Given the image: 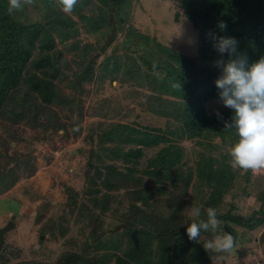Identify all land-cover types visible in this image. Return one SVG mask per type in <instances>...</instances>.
<instances>
[{
  "label": "trees",
  "instance_id": "obj_1",
  "mask_svg": "<svg viewBox=\"0 0 264 264\" xmlns=\"http://www.w3.org/2000/svg\"><path fill=\"white\" fill-rule=\"evenodd\" d=\"M54 1L35 0L33 5L42 12L38 20L32 21L26 16V7L21 12L9 15L8 0H0V117L9 110L12 112L10 124L12 128L9 129H13L22 119L36 120L39 112L45 109V106L39 107L33 102L31 97H41L46 105L59 100L60 93L54 80L63 76L69 78V75L62 70L64 57L62 50L56 48L55 38L57 37L61 43L75 39L79 34V24L88 34H105L104 29L110 28L111 36L101 49L103 52L115 41L116 33L127 28L125 24L128 22L134 0H79L72 12L77 20L62 12ZM181 3L185 17L198 32V58L170 53L158 45L159 61L155 68L152 62L147 66L150 70L157 69L160 76L154 73L145 76L150 84L156 83L159 89L183 101L174 109L175 113L160 111L164 116H173L180 124L179 129L172 132L168 128L166 129L168 131L158 128L145 132L129 124L112 123L99 135L98 143L101 146L99 149L103 155L98 151H91L87 187L82 192L79 191L89 198L80 200L77 190L70 188L67 190L69 192L67 205L69 207L81 205L83 208L79 216L83 217L85 215L83 211L87 209L89 218L92 217L88 225L90 235L81 244L78 239L70 238L67 241L70 248H65L57 256L51 257L52 259L49 258L51 262L46 264L213 263L210 258L212 255L205 250L202 242L207 232H201L199 243L188 239L186 229L191 223L184 221L181 204L177 208H171L166 217L161 211H152L140 220L134 219L123 234L130 236L125 247L108 236L110 230L102 229L103 223L97 212L99 209L102 216L112 210L113 216L121 214L123 217L127 213L123 212L120 206L111 208L114 200L109 192L125 190V194L132 201V208L138 210L140 203L149 206L152 204L154 193L161 199L163 195H173L166 187V183L170 182L177 188L183 182L181 190L186 193L195 177L194 190L198 193L197 196L203 197L199 220H207V211L204 207L217 208L237 177L239 169L235 170L229 165V156L224 155L222 158L214 156L215 150L219 147L214 143L216 139L231 145L238 142L235 130L225 129L223 123V120H231L233 112L226 107L220 112L221 119L216 114L211 115L206 108L209 102L220 101V90L216 87L215 81L220 77L221 69L215 65V61L221 59V54L213 46L216 43L214 38H235L238 41V51L247 55L249 65L264 57V0H181ZM86 12H92V15H87ZM221 24L225 27L222 28ZM129 29L133 31V27ZM71 45L74 50H78L81 58V68L78 72L75 71L73 80L83 89L84 84L94 80L100 55L93 54L89 44L81 46L80 42H75ZM223 59L225 61L228 59L226 53ZM101 65L102 74L106 72L105 76L111 75L114 81L112 75L120 70L118 60L106 59ZM136 73L137 69L129 68V76L134 77ZM17 93L23 96V99L20 104L16 103L19 106L18 110L11 109L9 107L12 102H16L14 97ZM34 108L36 111L31 114ZM46 120L45 124L39 122L45 129L66 130L63 122H52L50 114ZM72 127L74 133L81 132L75 125ZM89 138L93 140V136ZM183 138L203 149L193 166L189 167L187 164L189 167L187 172H184L186 164L183 162L186 157L185 148L179 142ZM34 140L45 142L39 138ZM108 143L112 145L103 146ZM154 147H159L155 154L142 162L146 152ZM30 155L28 153L24 161L28 166ZM106 158L110 161L121 159L124 163L122 169L115 164H104ZM100 162L103 165L99 164ZM29 167L32 170L33 167ZM101 169H104L105 173ZM13 170V166H9L4 172L0 171V176L8 172L13 174ZM98 179L106 189L102 195L101 189H97ZM260 200L264 202V193ZM88 201L92 206L87 204ZM49 204L50 202L44 204L35 217H39L38 215ZM57 210L59 207L53 212L51 222L66 225L65 227L61 225L59 231L64 237L70 232L71 226L68 225L66 216ZM259 213H264V205L261 206ZM260 215L253 219V224L258 227L264 226V217ZM217 218L227 223L232 222L230 225L225 224L223 231L226 235L235 237L232 226L241 225L243 218L231 214H217ZM48 226L44 228L43 237L46 231L50 230ZM133 232H136L138 238L137 245L131 237ZM262 235L264 236V232ZM121 238L123 239L122 235ZM42 240L38 241V246L44 249L45 242Z\"/></svg>",
  "mask_w": 264,
  "mask_h": 264
},
{
  "label": "rangeland",
  "instance_id": "obj_2",
  "mask_svg": "<svg viewBox=\"0 0 264 264\" xmlns=\"http://www.w3.org/2000/svg\"><path fill=\"white\" fill-rule=\"evenodd\" d=\"M26 12L29 19L36 21L42 11L31 5L26 6ZM86 13L92 15V12ZM69 15L74 20L78 19L72 13ZM125 25L127 27L125 31H118L115 41L103 52L101 49L111 36L110 28L104 29L105 34H88L79 24V34L75 39L61 43L56 37V48L62 50L64 57L62 70L69 75V78L63 76L54 80L61 102L57 100L46 105L41 97H31L33 102L39 107L45 106V109L39 112L36 120L22 119L13 129H9V127L12 128L10 110L0 117V171L4 172L9 166L14 168L13 174L8 172L0 176V227L6 226L10 221L15 224L13 229L4 235L5 242L0 246V264H37V262L46 264L51 262L49 258L57 256L65 248H70L67 243L70 238L78 239L81 244L90 235L88 225L92 217L89 218L87 209L83 211L85 214L83 217L79 216L83 208L81 205L72 207L67 205L69 198L67 190L69 188L77 190L80 200L89 198L88 195L79 191L82 192L87 187L86 180L90 174L88 160L91 151L95 150L103 155L99 149L101 147L98 143L99 135L110 124H129L145 132L158 128L163 130L168 128L172 132L179 129L180 124L173 116H164L160 111L175 113L174 109L183 101L159 89L156 83L150 84L145 78L146 74L154 73L158 77L160 74L157 69L150 70L147 64L152 62L153 66L159 61L158 45L170 53L197 59V30L185 17L181 0H134ZM131 27L133 31L129 29ZM75 42H80L81 46L91 45V52L100 55L94 80L84 84L83 89L79 88L73 80L75 71L78 72L81 68L80 53L71 45ZM162 53L166 55L165 52ZM106 59L118 60L120 70L112 75L115 78L114 81L111 75L105 76L106 72L102 74L103 70L100 66ZM131 67L137 69V75L134 77L128 75ZM24 89L27 90L25 87ZM14 98L16 102H12L9 108L18 110L19 106L16 103L20 104L23 96L17 93ZM206 108L212 115L216 114V110L221 112L226 107L216 100L209 102ZM35 111L34 108L31 114ZM48 114L51 115L52 122H63L66 130L56 131L53 128L45 129L40 126L39 122L46 123ZM74 125L81 130L80 133H74L72 127ZM90 136H93V140L89 138ZM38 138L45 142H34V139ZM179 142L185 148L186 157L183 162L186 164L184 172H187L203 149L198 145L194 146V143L187 138ZM214 143L219 146L214 156L219 158L224 155L229 156L228 150L233 145L228 142L223 143L220 139H216ZM111 145L108 143L103 146ZM158 148L154 147L147 151L142 162L153 156ZM28 153L31 154L29 166L33 167L32 170L24 163ZM230 159L229 156L228 161ZM13 160L16 162L14 163ZM99 164L103 165L101 162ZM104 164H115L119 168L124 165L121 159L110 161L107 158ZM101 171L105 173L104 169ZM195 181L194 177L186 193L181 190L183 182L177 188L170 182L166 183V187L173 195H163L161 199L157 193H154L152 204L149 206L140 203L138 210L132 208V201L125 194V190L109 192L114 200L111 208L120 206L121 210L127 213L124 217L121 214L113 216L110 210L101 216L97 209L103 223L102 229L110 230L108 236L125 247L130 237L123 235L125 228L135 221L134 219L140 220L152 211H161L166 217L171 208H177L181 204L184 221L198 222L199 218H192L186 213V210L192 206L200 209L203 207V197L197 196L198 193L194 190L196 189ZM97 183V189H101L100 195H102L106 189L100 184L99 179ZM263 193L264 169L257 170L255 173L251 170L239 169L237 177L231 183L222 202L214 209L220 215L231 214L243 218L241 225L232 226L235 234L234 244L237 241V245H234L235 248L231 253L222 257L218 264H264V236L262 235L264 226L258 227L253 224L254 217H259L261 214L259 210L264 205V202L260 200ZM155 200L160 202L156 203ZM48 202L50 204L46 209L38 215L39 217H35ZM87 204L92 206L90 201ZM58 207L57 211L66 216L68 225L71 226L70 232L64 237L59 231L61 225L64 227L66 225L51 222L53 212ZM209 208L204 207V210L207 211ZM136 213L140 214L136 215ZM260 217H264V213ZM218 220L219 228L215 233L207 232L202 238L203 243L212 239L214 235H226L223 227L232 222ZM47 225L50 226H48L50 230H47L43 237L42 234ZM225 230L228 231L227 227ZM40 239L45 242L44 249L38 246ZM209 253L215 255V253Z\"/></svg>",
  "mask_w": 264,
  "mask_h": 264
},
{
  "label": "clouds",
  "instance_id": "obj_3",
  "mask_svg": "<svg viewBox=\"0 0 264 264\" xmlns=\"http://www.w3.org/2000/svg\"><path fill=\"white\" fill-rule=\"evenodd\" d=\"M35 0H8V14L13 15L33 5ZM79 0H55V3L65 14L73 12ZM222 28L225 25H220ZM213 45L221 54V59L215 65L221 69L220 77L215 81L219 91V99L224 107L232 110L231 120H223L225 129H234L238 137L229 150L228 161L233 169L257 170L264 169V57L249 65L246 54L238 51V41L233 37H218ZM227 54L225 61L223 55ZM155 68V65H154ZM216 115L221 118L219 110ZM192 218L201 216V209L192 206L186 210ZM207 220L200 219L191 222L187 227L188 239L199 243L201 232H213L220 226L214 209H207ZM12 221L9 222V224ZM15 226V224H14ZM5 242V239H4ZM234 247L233 237L214 235L204 243L206 251L215 253L210 258L213 264L230 254Z\"/></svg>",
  "mask_w": 264,
  "mask_h": 264
},
{
  "label": "water",
  "instance_id": "obj_4",
  "mask_svg": "<svg viewBox=\"0 0 264 264\" xmlns=\"http://www.w3.org/2000/svg\"><path fill=\"white\" fill-rule=\"evenodd\" d=\"M13 227H14V223L11 222L10 224H7L5 227L0 228V246L4 243L5 233L10 231L11 229H13ZM131 237H132V240H134L135 244L137 245L138 244V238H137L136 232H133ZM175 242H176V240H175Z\"/></svg>",
  "mask_w": 264,
  "mask_h": 264
},
{
  "label": "flooded vegetation",
  "instance_id": "obj_5",
  "mask_svg": "<svg viewBox=\"0 0 264 264\" xmlns=\"http://www.w3.org/2000/svg\"><path fill=\"white\" fill-rule=\"evenodd\" d=\"M3 227H5V226H3ZM3 227H0V228H3Z\"/></svg>",
  "mask_w": 264,
  "mask_h": 264
}]
</instances>
